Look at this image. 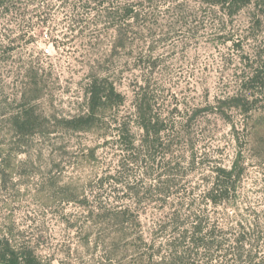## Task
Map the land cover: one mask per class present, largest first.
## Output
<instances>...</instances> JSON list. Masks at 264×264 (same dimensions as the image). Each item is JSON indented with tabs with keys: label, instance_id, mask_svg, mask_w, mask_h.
Segmentation results:
<instances>
[{
	"label": "rangeland",
	"instance_id": "1",
	"mask_svg": "<svg viewBox=\"0 0 264 264\" xmlns=\"http://www.w3.org/2000/svg\"><path fill=\"white\" fill-rule=\"evenodd\" d=\"M37 1L34 6L26 1L32 6L25 10L38 8L42 0ZM100 1L48 0V26L28 15L35 27L29 32L16 26L13 17L1 21L0 239L34 249L41 264H93L102 258L103 249L94 250V236L90 246L85 244L92 208L127 207L148 225L160 203L148 190L155 178L174 179L172 187L158 185L174 192L172 197L185 191L193 199L208 188L214 169L234 164L242 147L247 170L227 212L235 220H264V133L259 142L250 138L246 143L244 131L246 122L250 129L264 122V100L251 103L253 112L245 116L222 103L230 95L251 97L254 92L246 81L264 63V17L252 5L232 14L204 0ZM125 7L138 15L126 22L131 33L125 41L132 53L120 48L117 29L126 26L124 21L113 18ZM38 12L46 16L44 8ZM73 19L85 22L78 26ZM35 65L42 70L30 78ZM110 69L124 104L101 128H69L65 119L88 107L86 75ZM34 80L39 83L32 95L39 98L32 105L47 128L24 136L13 123L26 102L22 95L35 86ZM138 92L154 123L168 128L164 144L153 150L158 158L154 173L145 168L150 157L142 154V160L134 161L137 156L124 150L118 136L122 121H129L136 153L143 151ZM169 160L173 169L166 166ZM168 171L175 175L168 178ZM139 188L141 196L136 194ZM210 208L215 215L225 210Z\"/></svg>",
	"mask_w": 264,
	"mask_h": 264
},
{
	"label": "trees",
	"instance_id": "2",
	"mask_svg": "<svg viewBox=\"0 0 264 264\" xmlns=\"http://www.w3.org/2000/svg\"><path fill=\"white\" fill-rule=\"evenodd\" d=\"M26 1H30L33 6L38 2L37 0H0V24L3 19L13 17L16 19V26L27 28L29 32L35 28L28 20L30 18L28 15H31L32 18L33 16L40 17L39 25L48 26V20L51 17L49 11L51 5L46 4L48 0H42L38 8L36 6L28 11L25 10L26 7L32 5ZM77 1L81 3L100 0ZM203 2L226 11L229 10L232 14L252 5L258 9L259 15L264 17V0H204ZM46 7L47 11H45ZM40 8H44L45 17H42L43 14L38 12L41 10ZM117 13L115 12L116 16H113L114 20L121 19L126 25L117 27L122 40L120 48L132 53V46H128L125 41V38H128L131 33L126 22L135 21L138 15L134 14V9L130 7L121 8ZM78 20L73 19L74 23H78V26H83L85 20ZM32 38L34 40V37ZM55 42L52 41V44L55 45ZM121 52L118 51L117 54ZM40 70H42L40 66H33L29 70V77H38ZM252 72L251 77H248L246 81L248 85L246 88L254 90L251 97L238 93L230 95L222 101L229 108H239L244 116L253 112L251 103L259 101V97L264 100V63L258 65ZM112 73L114 72L111 69L104 72L92 70L86 75L88 107L81 115L65 119L69 128L84 132L95 130L93 127L101 128L106 117L108 115L112 117L117 110L116 107L124 104L125 98L117 90ZM33 83L35 86L26 89L22 95L26 102L21 113L14 118L13 123V129L24 136H34L39 132H45L47 128L39 122L40 115L36 113L35 106L32 105V100L39 98V95H32L37 90L39 82L34 80ZM255 90L257 91L255 92ZM141 93H137L136 99L138 102L137 117H139L140 127L143 128L145 134L143 144L141 143L143 151L139 149L138 154L136 153L138 147H136L135 139L130 137L131 123L129 121H122L117 130L120 141L125 146L124 150L128 154H135L137 157L134 161L136 162L142 160V154L146 158L150 157L148 159L150 164H147L145 168L147 170L151 168V172L154 173L158 171V163L156 164L158 158L154 155L153 150L164 144L163 134L168 131V128L162 124L154 123L155 117L151 115ZM244 131L246 132V143L250 138L251 141L257 139L259 142V138H261L259 135L264 133V122L251 129L246 122ZM102 136L108 138L107 133ZM108 144L109 141L106 142V145ZM245 151L244 147L240 148L238 157L230 168L214 169L206 182L208 188L201 196H196L193 199L190 197L191 194L184 190V193L176 192L180 194L178 197H172L174 192L169 191L168 187L159 189L158 185L169 183L172 187L176 185L174 179L155 178L156 183L151 185L148 190L152 194L150 198L154 202L160 203L155 207L152 215L153 221L148 225L142 223L139 214L135 219L127 207L101 206L92 208L88 214V218L92 222V229L86 237L85 244L90 246L92 236H94L95 239L92 243L94 250H97L98 247L103 249L102 258L93 264H264V230H262L264 220L259 217V220H256L255 216L251 221L235 220L227 212V203L237 200V185L241 183L247 170L248 162ZM94 153L92 152V156ZM144 161L147 163V160L144 159ZM261 162L263 164L264 157ZM172 165V160L166 163V166L173 169ZM166 174L168 178L175 175L173 171H168ZM140 193L144 194L142 188L136 192L137 196H141ZM176 201H181L180 207ZM184 204H187V208H184ZM211 206L215 208L222 206L225 210L223 213L215 215L210 211ZM234 208L239 210L238 205ZM0 261L9 264H41L36 258L34 249L16 246L9 238L0 239Z\"/></svg>",
	"mask_w": 264,
	"mask_h": 264
},
{
	"label": "water",
	"instance_id": "3",
	"mask_svg": "<svg viewBox=\"0 0 264 264\" xmlns=\"http://www.w3.org/2000/svg\"><path fill=\"white\" fill-rule=\"evenodd\" d=\"M0 264H9V263L4 262V261H0Z\"/></svg>",
	"mask_w": 264,
	"mask_h": 264
}]
</instances>
